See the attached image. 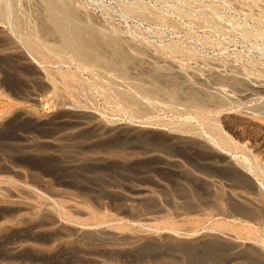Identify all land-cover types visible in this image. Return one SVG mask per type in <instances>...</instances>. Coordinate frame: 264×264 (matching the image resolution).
Instances as JSON below:
<instances>
[{"label": "rangeland", "instance_id": "1", "mask_svg": "<svg viewBox=\"0 0 264 264\" xmlns=\"http://www.w3.org/2000/svg\"><path fill=\"white\" fill-rule=\"evenodd\" d=\"M0 264H264V0H0Z\"/></svg>", "mask_w": 264, "mask_h": 264}, {"label": "bare ground", "instance_id": "2", "mask_svg": "<svg viewBox=\"0 0 264 264\" xmlns=\"http://www.w3.org/2000/svg\"><path fill=\"white\" fill-rule=\"evenodd\" d=\"M37 42V41H36ZM73 80V79H72ZM68 86V85H67ZM79 87V86H78ZM80 88V87H79ZM114 88V87H113ZM112 94V93H111ZM117 102H119V100L117 101ZM120 104V103H119ZM210 123V122H209ZM173 231V230H172Z\"/></svg>", "mask_w": 264, "mask_h": 264}]
</instances>
